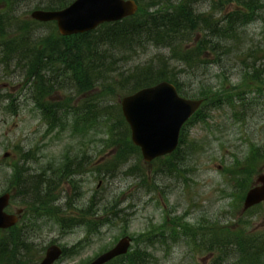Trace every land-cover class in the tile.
I'll return each mask as SVG.
<instances>
[{
  "label": "rangeland",
  "instance_id": "1",
  "mask_svg": "<svg viewBox=\"0 0 264 264\" xmlns=\"http://www.w3.org/2000/svg\"><path fill=\"white\" fill-rule=\"evenodd\" d=\"M50 1L0 0V8L14 10L7 18L0 11L4 33L27 29L28 44L43 55L40 61L53 63L56 68L44 72V81L55 74L56 80L68 79L63 87L58 83L43 86L44 94L53 92L50 102L39 98L38 84L29 82L19 70L30 61L18 62L17 55L8 62L4 60L3 38L0 39V195L10 186V175L18 164L30 168L31 178L44 174L45 167L60 166L62 170V159L66 157L67 168L62 178L60 173H52L49 179V174L41 177L53 190L45 208L25 204L28 198L18 195L16 184L8 191L12 198L7 212L24 206L27 209L18 225L28 223L29 216H37L32 226L31 251L27 253L32 259L25 264H37L52 244L65 249L54 264H85L122 236L133 240L130 256L138 250L146 254L139 259L143 264L247 261L256 246L264 247V202L242 212L245 192L264 173V159L253 158L255 149L264 155V75L258 82L247 77L244 70L250 59L252 63H262L264 69V0H245L251 5L241 12L240 5L233 0H197L193 5L200 19L207 16L211 26L228 27L230 36L225 44L219 42L213 51L205 53L201 49L208 38L205 29L188 32L182 48L188 54L197 53L198 69L195 79H184L190 85H182L183 90L189 98H195L202 90L200 83H206L205 87H210L214 94L222 90L221 95L231 99L234 96L230 94H241L245 104H239H243L244 117L235 118L236 105L231 107L222 99L219 107L214 108L215 101L214 106L209 104L211 110L205 111V119L194 116L182 130L174 155L150 163L143 161L138 149L135 152L127 146L128 142L131 144L130 133L120 110V99L129 89L121 87V73H133L158 59L180 69L172 59L179 52L175 49L172 55L167 49L148 45L122 55L101 45L113 57L106 60L105 69L91 71V85L100 82L103 87L84 93L85 90H79L85 85V81H79L86 77L76 53L79 39L62 37L53 22L30 19L31 11L44 9L41 7ZM139 1L141 6L148 7L149 0ZM237 12L245 14V18H240L242 23L234 21L228 25ZM84 48L85 45L81 46V50ZM88 55L84 54L86 60ZM61 56L72 57L69 69L61 71ZM44 103L61 107V112L57 111V118L61 119L57 126H49L44 119L41 106L50 105ZM86 107L91 108V116L99 117L98 121L87 122L76 114H83ZM98 107L104 109L96 111ZM124 126L128 129V141ZM6 152L10 155L3 158ZM112 206L114 209H109ZM86 211L88 216L83 214ZM5 234L0 231V239ZM119 263L127 264L123 260L110 264ZM254 264H264V249Z\"/></svg>",
  "mask_w": 264,
  "mask_h": 264
},
{
  "label": "trees",
  "instance_id": "2",
  "mask_svg": "<svg viewBox=\"0 0 264 264\" xmlns=\"http://www.w3.org/2000/svg\"><path fill=\"white\" fill-rule=\"evenodd\" d=\"M72 1L73 0H52L45 3L41 8H44L45 10H58L66 7ZM136 1L138 3V11L134 16L123 19L119 22L103 24L95 32L76 36V38L79 39L78 44L80 45V48L78 52L76 51V53L79 57V65L82 68V73H84V76H86L79 81V83L85 81V85L81 86L79 90H85L86 92L84 93H88L93 90H101V88L103 87L102 83L96 82L95 85H91V71L93 70L96 72L107 67L106 60L113 57L112 54H108L109 50H117L122 55H128L130 53L145 49L148 45H154L157 48L167 49L172 55L175 53L176 49V51H178L179 53L176 56L174 55L172 59H174V61H176L181 68L178 69V66L175 65L171 66L167 60L160 61V59H158L155 62L152 61L151 63H148L144 67L136 68L133 73H121V80L119 81L121 83V87H128V94H130L139 89L165 80L174 84L178 92L182 96L187 97L189 94L187 92H184L182 85L190 84L188 83V80L184 79H195V69H198L197 53L188 54L184 50V48H182V45H184V43H186L187 41L188 32L194 30L195 28H200L201 30L205 29L206 37L208 38H206L201 44V49H204L205 53H208L209 51H213L219 42H221L222 44L224 42L225 44V41L228 40L230 36V34L227 33L228 27L224 26L222 29L221 27H218V25L211 26L210 19L207 16H204L202 19H200L199 15L196 13V9L193 7L197 0H192V2L189 0H177L176 4L169 2H167L168 4H166L164 0H149V2L147 3V8L141 6L139 0ZM233 1H235L237 5H240L241 8L238 10L239 12H241L242 10H247L246 8H248V5H251L245 0ZM249 8L253 9L250 6ZM0 9H2L0 11H4V14L6 15L5 18H7L11 12H14V10H7L3 7ZM239 12L235 13L232 18L228 20V25H231L234 21L242 23L240 18H245V14ZM1 16L2 15L0 14V39L3 38L2 41L4 45L3 59L7 60L8 62L15 55H17L18 62L30 61L28 64L20 67L19 70H21L22 75H27L29 82L33 81L34 83L38 84V97H41L43 100L45 99L47 102H50L49 96L53 92L48 95L44 94L42 91L43 86L45 87L49 84L58 83L63 87L66 83H68V79L59 77L56 80V74L54 71L53 73L55 74V76L52 77L48 82H45L44 72H50L54 69L56 70V68L53 66V63H44L40 61L43 55H41L38 50H36L32 45L28 44V42H30V38H26V35L29 33L27 29H24L21 33L5 34V28L2 27L3 21H1ZM17 19L21 21L20 18ZM8 20L9 18L7 19V21ZM10 36H14V38H10ZM84 45V50H81V46ZM101 45L106 46L110 49H101ZM85 53L89 54L87 60L84 58ZM61 58H63L62 63L64 65L63 67H61V71L66 68L69 69V67L72 66V63L69 59L72 60V57L61 56ZM251 61L252 59H250L249 64H244V70L247 74V77L253 78L254 81L261 82V77L264 75V69L261 68L262 64H256V60H253V63ZM112 63L113 62H109V64ZM47 67H50V69L47 70ZM97 73L98 75H101L100 72ZM221 76L223 77L224 73ZM122 83L125 84L123 85ZM205 84L206 83H200V85L202 86V90L200 91L199 96L197 95V97H195V99L204 100V104H202L201 109L195 116H198L200 120L205 119L207 117L205 111L211 110L209 104H212L214 106L215 101H217V106H215L214 108H218L221 104L222 99H225V101H227L231 107H234L235 105L238 107V115L237 112L233 114L235 115V118L237 117L241 119L242 117H244L245 111L242 110V108H244L243 104H239L244 103L243 95L230 94L234 96V98L231 99L227 97L228 95H221L222 90H219V93L214 94L210 87L209 89L205 87ZM44 104H50L49 106H41L44 119L47 121L49 126H57L59 124L58 122L61 121V119L57 118V111L61 112V107H58L59 105L54 103ZM37 106L39 107L40 104L37 103ZM103 109V107H98L96 111ZM85 111L88 112H84L83 114H79L81 112H76V114H78L80 117H84L87 122L91 120L98 121L97 118L99 117L95 116L94 114L91 116V108L88 109L86 107ZM186 126L187 124L185 125V127ZM125 130V141H128V129L125 127ZM111 143L114 142L112 141ZM128 144L129 145L127 146L129 148L134 149L135 152L137 151V148L134 147L132 143L130 144L128 142ZM255 153L256 155H254L253 158H256L258 160L264 159V155H261L258 149H255ZM65 158L62 159V170L59 169L60 166L56 167L58 168L56 172H54L56 168L52 169L50 167H45L44 174H35L32 175L31 178H29L28 176L30 168L27 166H21L23 163L18 164L17 167H15L13 174L10 175V186L3 191L8 192L12 188L11 185L16 184V191L18 195L28 198L25 204L34 205L37 208H45L46 201L51 199L53 196V190L51 186L46 183L44 178L41 177L46 176L45 174H49V179L52 173H60L62 178L63 174L66 172L65 169L67 168ZM24 209L26 212L27 209L25 206ZM109 209L114 208L112 206ZM83 214H86V216H88L87 214L89 213L88 211H86L83 212ZM36 217L37 216H29L27 221L28 223L13 226L11 229L5 231V237L3 239H0V263L25 264V262H29L32 259V255L28 256L27 253L31 251V239L33 238L32 226L33 221ZM87 223L89 224V222ZM9 247L12 248L9 249ZM137 249H140V247H138ZM263 249L264 247L260 249L256 246L253 250V256L248 258L247 261L241 262L240 264H254L259 260ZM241 250L245 251L246 249H242L241 247ZM145 255L146 254L143 251L138 250L136 251V254H134V256H130L128 253L116 260H118L119 262L120 260H123V262H126L127 264H143V261L141 260L145 257Z\"/></svg>",
  "mask_w": 264,
  "mask_h": 264
},
{
  "label": "water",
  "instance_id": "3",
  "mask_svg": "<svg viewBox=\"0 0 264 264\" xmlns=\"http://www.w3.org/2000/svg\"><path fill=\"white\" fill-rule=\"evenodd\" d=\"M138 9L134 0H75L60 11L34 10L30 16L40 22L56 21L61 35L85 33L105 22H116L133 16ZM202 100L181 97L175 86L162 81L143 88L120 100L122 114L129 125L131 141L145 162L171 154L179 143V134L186 121L199 109ZM8 153L4 155L7 157ZM264 201V174L256 179L243 202V211ZM9 194L0 196V229L15 225L17 216L4 211ZM21 211H16L19 214ZM131 239L122 237L106 252L88 264H105L127 253ZM62 251L56 245L47 248L39 264H52Z\"/></svg>",
  "mask_w": 264,
  "mask_h": 264
}]
</instances>
